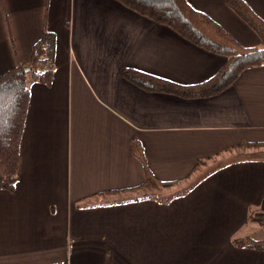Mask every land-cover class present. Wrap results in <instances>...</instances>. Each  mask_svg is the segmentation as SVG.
I'll list each match as a JSON object with an SVG mask.
<instances>
[{
    "label": "crops",
    "instance_id": "obj_1",
    "mask_svg": "<svg viewBox=\"0 0 264 264\" xmlns=\"http://www.w3.org/2000/svg\"><path fill=\"white\" fill-rule=\"evenodd\" d=\"M244 1L264 20V0ZM188 2L262 47L228 0ZM47 27L56 72L31 87L20 181L0 191V264H264L233 243L264 241V147H244L264 142V66L208 98L146 92L125 69L197 85L226 59L114 0H0V75ZM134 140L157 179L186 185L171 199L177 187L132 190L145 182Z\"/></svg>",
    "mask_w": 264,
    "mask_h": 264
},
{
    "label": "trees",
    "instance_id": "obj_2",
    "mask_svg": "<svg viewBox=\"0 0 264 264\" xmlns=\"http://www.w3.org/2000/svg\"><path fill=\"white\" fill-rule=\"evenodd\" d=\"M114 1L171 29L192 45L226 59L224 66L212 78L197 85H183L136 69H125L123 74L126 80L146 92L172 94L185 99L208 98L232 87L246 70L264 66V20L244 0H228V5L259 36L262 47L243 46L188 0ZM56 42V35L47 27L34 44L29 62L19 63L0 75V191L13 193L20 181L21 143L30 106L31 87L33 84L51 86L56 72ZM244 147L257 150L264 147V142L248 143ZM132 153L141 162L145 172V182L132 190H162L176 185L177 182H163L153 175L140 141L132 142ZM233 243L238 248L264 251L263 240L237 238Z\"/></svg>",
    "mask_w": 264,
    "mask_h": 264
},
{
    "label": "rangeland",
    "instance_id": "obj_3",
    "mask_svg": "<svg viewBox=\"0 0 264 264\" xmlns=\"http://www.w3.org/2000/svg\"><path fill=\"white\" fill-rule=\"evenodd\" d=\"M263 46V45H262ZM249 155H248V157H253L252 156V153H248ZM260 156H262L261 155V153H260ZM264 157V156H263ZM186 185H180V186H178V185H174V186H172V187H177V188H174L173 190H164V191H162L163 192V194H166V195H161V197L163 198V199H165V198H170L171 196H172V194L173 193H171V192H175L176 193V191L177 190H179V189H181V188H184ZM172 187H170V189L172 188ZM171 193V194H170ZM180 193H182V192H180ZM177 194H179V193H177ZM174 195V194H173ZM160 198V197H159ZM264 213V212H263ZM261 224V226H264V225H262V222L260 223Z\"/></svg>",
    "mask_w": 264,
    "mask_h": 264
},
{
    "label": "built area",
    "instance_id": "obj_4",
    "mask_svg": "<svg viewBox=\"0 0 264 264\" xmlns=\"http://www.w3.org/2000/svg\"><path fill=\"white\" fill-rule=\"evenodd\" d=\"M261 222H262V225H264V213L262 214Z\"/></svg>",
    "mask_w": 264,
    "mask_h": 264
}]
</instances>
